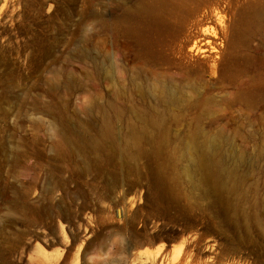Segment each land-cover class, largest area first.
I'll return each instance as SVG.
<instances>
[{"label":"rangeland","instance_id":"374dc122","mask_svg":"<svg viewBox=\"0 0 264 264\" xmlns=\"http://www.w3.org/2000/svg\"><path fill=\"white\" fill-rule=\"evenodd\" d=\"M144 1L0 0V264H264V0L204 4L210 26L230 11L235 64L177 82L194 106L172 108L171 136L140 96L157 83ZM195 130L242 156L229 191L190 154Z\"/></svg>","mask_w":264,"mask_h":264},{"label":"bare ground","instance_id":"6f19581e","mask_svg":"<svg viewBox=\"0 0 264 264\" xmlns=\"http://www.w3.org/2000/svg\"><path fill=\"white\" fill-rule=\"evenodd\" d=\"M209 0H145L137 12L140 34L143 36L145 49L151 51V63L154 68L143 67L144 82L151 79L157 83L151 88L148 85L139 86L143 100H153L156 107L152 108V124L158 135L171 136L177 133L167 127V121L179 122L182 115L172 112L179 107L186 112L194 105L187 103L180 95L177 82L188 81L194 84L207 83L206 79L219 82L231 69L235 60L232 52L236 46L237 36L233 33L235 23L230 11L225 9L216 15L217 22L210 26V21L200 19L202 8ZM221 4L225 0H215ZM175 11L178 21L176 25L166 20L168 11ZM174 14V13H173ZM184 25L179 26L180 23ZM151 32V33H150ZM174 42L178 71L161 69L166 64L164 56L169 38ZM149 64V63H148ZM106 127V121L103 120ZM188 134V133H187ZM190 154L197 166L222 191H229L230 180L234 175V167L243 164V158L237 154L224 151L219 142V135H209L207 132L190 131ZM194 162V163H195Z\"/></svg>","mask_w":264,"mask_h":264}]
</instances>
